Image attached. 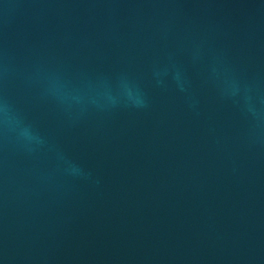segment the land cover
Returning <instances> with one entry per match:
<instances>
[{
	"label": "clouds",
	"instance_id": "obj_1",
	"mask_svg": "<svg viewBox=\"0 0 264 264\" xmlns=\"http://www.w3.org/2000/svg\"><path fill=\"white\" fill-rule=\"evenodd\" d=\"M25 134L27 135V131H25Z\"/></svg>",
	"mask_w": 264,
	"mask_h": 264
}]
</instances>
